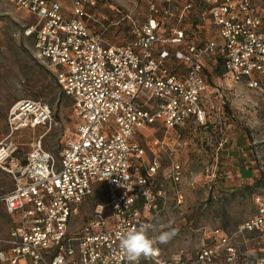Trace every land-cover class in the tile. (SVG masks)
Returning <instances> with one entry per match:
<instances>
[{
  "label": "built area",
  "instance_id": "2783aa9c",
  "mask_svg": "<svg viewBox=\"0 0 264 264\" xmlns=\"http://www.w3.org/2000/svg\"><path fill=\"white\" fill-rule=\"evenodd\" d=\"M141 1L147 15L141 23L131 20V39L109 44L90 29L89 9L96 0H7L34 17L23 34L33 38L35 56L71 99L77 124L58 157L42 149L41 138L22 153L14 134L50 128L54 112L33 99L9 106L0 169L12 187L0 201L13 223L0 235V264H240L233 239L264 231V195H256L255 213L233 233L211 230V244L193 258L183 251L167 258L154 246L151 258L129 261L121 250L119 233L149 227L164 199L156 176L157 151L165 142L153 136L143 145L138 137L156 124L166 132L206 125L215 107L206 59L219 56L224 76L264 95V11L252 0ZM193 2L202 9L192 10ZM198 19L207 20L211 30L194 41L198 29L186 27L197 28ZM147 147L153 157L145 162ZM206 171L214 176L213 168ZM164 177L178 184L181 164L171 161ZM98 183L108 200L71 231L73 215ZM251 264H264V254Z\"/></svg>",
  "mask_w": 264,
  "mask_h": 264
},
{
  "label": "rangeland",
  "instance_id": "374dc122",
  "mask_svg": "<svg viewBox=\"0 0 264 264\" xmlns=\"http://www.w3.org/2000/svg\"><path fill=\"white\" fill-rule=\"evenodd\" d=\"M252 2L257 10L264 11V0ZM146 14V4L141 0H96L89 9V25L106 43L122 44L131 39V20L141 23ZM34 20L7 0L2 2L0 141L8 133L9 106L21 99L39 100L52 108L55 124L50 128L24 129L13 137L22 153L41 138L42 149L58 157L74 136L77 118L71 99L63 93L50 68L35 56L33 38L23 34L25 26ZM193 20L191 17L188 21ZM222 73L221 66L207 61L209 82L220 94L206 125L184 124L166 132L156 124L143 129L138 137L143 145L150 144L153 136L165 142L157 151L160 168L156 176L164 199L158 202L148 228L153 239L170 227L178 230L169 243L154 245L167 258L179 251L193 258L201 246L211 244L210 231L214 228L235 232L243 220L255 213L254 197L264 195V95L249 89L244 82L228 80ZM152 157L147 147L145 162ZM171 161L179 162L183 169L178 184L164 177ZM211 168L214 176L206 171ZM11 187L10 176L0 169V194ZM94 189L73 215L71 231L79 229L96 205L108 200L102 184H96ZM12 223L0 201V235H6ZM233 242L240 249V264H251L264 254V231L239 234Z\"/></svg>",
  "mask_w": 264,
  "mask_h": 264
},
{
  "label": "clouds",
  "instance_id": "9594fccd",
  "mask_svg": "<svg viewBox=\"0 0 264 264\" xmlns=\"http://www.w3.org/2000/svg\"><path fill=\"white\" fill-rule=\"evenodd\" d=\"M178 230L169 228L161 231L155 239L149 236V228L141 225L139 228H131L119 233V245L129 261H138L140 258L149 259L157 251L155 244H167L176 235Z\"/></svg>",
  "mask_w": 264,
  "mask_h": 264
},
{
  "label": "crops",
  "instance_id": "0c3cea01",
  "mask_svg": "<svg viewBox=\"0 0 264 264\" xmlns=\"http://www.w3.org/2000/svg\"><path fill=\"white\" fill-rule=\"evenodd\" d=\"M201 9H202V5H200V2H193L192 10H194L196 12V10H201ZM196 24H197V28L196 27L192 28V25H188L186 28L188 30L189 29H194V30L198 29L196 34L195 35L193 34V39L192 40L201 41L202 39H204L205 35L208 34V30H211V28H210L207 20L203 22L202 19H198ZM188 34L191 37V33L188 32ZM206 36H209V35H206ZM222 74L224 75V71H223ZM227 79L229 80L228 77H227ZM209 85H210V90L215 91V94L211 95V97H212L211 101H214V106H215V100L217 99V96L220 94V92L218 91V88L212 86L210 83H209Z\"/></svg>",
  "mask_w": 264,
  "mask_h": 264
},
{
  "label": "trees",
  "instance_id": "16d2710c",
  "mask_svg": "<svg viewBox=\"0 0 264 264\" xmlns=\"http://www.w3.org/2000/svg\"><path fill=\"white\" fill-rule=\"evenodd\" d=\"M146 10H147V6H146ZM147 15V14H146ZM129 41V40H128ZM127 42V41H126ZM207 61H214L215 64H218L219 66H221L222 70L224 71V68L222 66V59L219 57V56H211V57H208L206 59V64H205V68H204V71L205 73L207 74ZM208 75V74H207ZM64 93V92H63ZM65 94V93H64ZM7 191V190H6ZM6 191L2 192L0 195L4 194Z\"/></svg>",
  "mask_w": 264,
  "mask_h": 264
}]
</instances>
